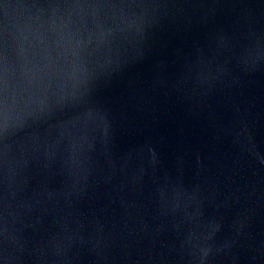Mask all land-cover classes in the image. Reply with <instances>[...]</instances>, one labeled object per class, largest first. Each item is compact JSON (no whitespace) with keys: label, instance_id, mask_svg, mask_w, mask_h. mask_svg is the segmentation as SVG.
I'll return each mask as SVG.
<instances>
[{"label":"water","instance_id":"1","mask_svg":"<svg viewBox=\"0 0 264 264\" xmlns=\"http://www.w3.org/2000/svg\"><path fill=\"white\" fill-rule=\"evenodd\" d=\"M0 264H264V0H0Z\"/></svg>","mask_w":264,"mask_h":264},{"label":"clouds","instance_id":"2","mask_svg":"<svg viewBox=\"0 0 264 264\" xmlns=\"http://www.w3.org/2000/svg\"><path fill=\"white\" fill-rule=\"evenodd\" d=\"M42 110V102L35 104L34 108L30 112L24 113V118H27L28 116L35 115L37 111Z\"/></svg>","mask_w":264,"mask_h":264}]
</instances>
